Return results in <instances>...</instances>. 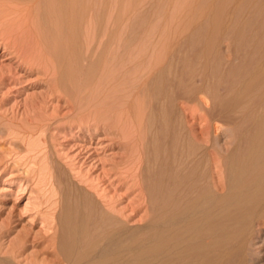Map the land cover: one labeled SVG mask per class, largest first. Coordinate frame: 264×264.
Here are the masks:
<instances>
[{"label":"bare ground","instance_id":"1","mask_svg":"<svg viewBox=\"0 0 264 264\" xmlns=\"http://www.w3.org/2000/svg\"><path fill=\"white\" fill-rule=\"evenodd\" d=\"M17 1L31 0L8 4ZM89 1L96 2L37 0L36 34L60 89H68L65 56L70 43L74 48L67 36L75 38L76 19L81 22L84 10L90 12ZM103 6L91 17L96 40ZM198 16L205 20L186 36L164 38L161 49L153 43L151 50H139L138 24L124 26L128 33L118 44L123 50L117 46L123 55L111 50L110 27L106 40H99L107 53L105 70L123 63L130 44L137 46L131 48L135 56L128 51L133 58L126 55L130 60L121 74H132L127 76L133 82L125 81L131 92L123 91H129L125 101L134 108L128 109L141 149L138 182L145 215L130 226L86 193L61 190L56 238L47 244L52 264H246V246L256 237V226L264 225V0H201ZM223 39L229 41V57L219 49ZM110 80L102 85L114 88ZM13 253L0 256V264H16Z\"/></svg>","mask_w":264,"mask_h":264},{"label":"rangeland","instance_id":"2","mask_svg":"<svg viewBox=\"0 0 264 264\" xmlns=\"http://www.w3.org/2000/svg\"><path fill=\"white\" fill-rule=\"evenodd\" d=\"M4 1L6 5H3ZM4 1L0 2V256H10L15 251L16 264H52L55 259L47 244L56 238L61 190L86 193L100 208L122 221L124 219L130 226L140 224L139 219L145 215L138 182L141 149L136 120L128 109L133 106L125 101L126 97L130 99L129 91H126L127 95L123 91L131 88L127 84L133 82L132 74L129 73L130 77L128 73L121 74L126 67L124 62L130 60L126 55L130 57L137 46L130 44L134 49L126 50L123 65L105 70L107 53L105 55L106 51L100 48L99 40H106L104 32L110 27L113 31L111 41L114 39L110 47L111 50L115 48V54L123 50L118 44L121 45L127 36L124 26L130 23L132 27H129L133 28L138 24L141 27L137 32L141 30L143 34H140L143 40L140 37L139 44H144H138L139 50H151L153 43L159 49L164 46V38L186 36L205 19L198 16L201 0H108V6L102 0H94L96 2L92 1L91 5L89 1L86 6L90 14L84 10L81 22L79 17L76 19L79 31L75 38L67 36L74 48L70 43L71 55L65 56L68 89L61 90L55 84L54 64L49 62L45 47L36 34L39 22L37 0H31L30 4L23 1L15 4V1L14 5ZM97 5L101 11L104 5L99 40L98 37L96 40L91 18L97 12ZM129 29L127 31L131 33L132 29ZM223 40L219 42V49L229 57V41ZM74 49L79 52L75 53ZM72 54H77L76 62H73ZM108 73L115 79L109 78ZM120 74L122 82L118 77ZM108 79L117 81L114 82L116 85L108 83L109 86L118 85V92L114 91L115 87L106 88ZM104 81L105 85H102ZM105 89L113 90V93H107L109 91ZM85 97L89 99L86 101ZM112 97L118 98L113 104ZM136 101L132 102L134 106ZM222 129L227 130L228 126H222ZM256 228V237L245 249L246 264H264V225Z\"/></svg>","mask_w":264,"mask_h":264}]
</instances>
